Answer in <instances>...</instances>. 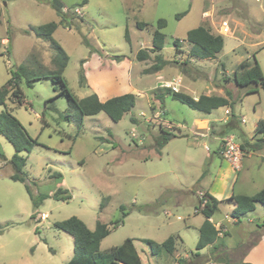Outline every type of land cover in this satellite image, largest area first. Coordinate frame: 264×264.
Segmentation results:
<instances>
[{
    "label": "rangeland",
    "instance_id": "rangeland-1",
    "mask_svg": "<svg viewBox=\"0 0 264 264\" xmlns=\"http://www.w3.org/2000/svg\"><path fill=\"white\" fill-rule=\"evenodd\" d=\"M81 2L63 0L67 20L53 35L69 56L64 71L69 88L79 98L96 94L100 100L130 93L136 96V104L118 123L100 113L86 116L78 124L79 114L70 108L66 97L58 96L60 85L41 79L29 87L28 79L58 69L50 42L38 38L33 30L58 23L60 18L50 0H0V89L13 74L21 73L19 87L25 104L19 107L8 100L6 108L39 144L20 154L26 159L23 171L34 196H51L34 207L26 183L11 179L16 171L9 161L16 151L0 135V147L7 158V162L0 159V264H66L73 257L74 241L55 223L73 216L91 230L98 220L111 224L122 219L102 241L101 251L132 238L143 264L241 262L249 243L225 252L205 249L200 251L203 257L193 256L198 242L195 228L205 219L196 210L198 193L208 189L230 195L237 177L236 194L264 189V143L256 153L247 155L243 171L223 178L221 172L228 163L215 153L218 142L194 135L196 120L207 115L167 93L172 91L170 84L179 83V92L192 97L225 96L226 90H231L234 104L229 106L230 112L239 128L251 135L258 120L264 119V90L259 87L258 92L244 95L232 78L243 62L253 67L257 61L264 75V0H89L80 7ZM160 19H165L167 26L161 30L166 36L165 47L157 53L152 50L153 35ZM139 23L147 26L140 29ZM202 25L224 36V48L215 59L189 54L191 44L185 41L186 35ZM176 39L180 40L179 49L174 46ZM140 50H146L149 59L138 61ZM157 55L168 63L154 71ZM6 108L0 105V113ZM225 109L212 117H229ZM221 131L222 127H211L210 132ZM163 133L177 137L161 147L158 140ZM229 134L235 135L240 145L245 143L240 133ZM258 138L264 139V134L254 137L244 156L248 147L255 150ZM55 173L62 174L61 181ZM59 188L69 192V201L52 198ZM230 213V205L225 204L214 219L227 225L225 217ZM257 225L264 226L261 205L243 216L240 226L227 225V235L221 229L220 240L238 243L240 230ZM171 235L179 237L177 253L153 256L144 242L162 243ZM178 255L182 258L177 259ZM186 255L190 257L184 258Z\"/></svg>",
    "mask_w": 264,
    "mask_h": 264
},
{
    "label": "trees",
    "instance_id": "trees-1",
    "mask_svg": "<svg viewBox=\"0 0 264 264\" xmlns=\"http://www.w3.org/2000/svg\"><path fill=\"white\" fill-rule=\"evenodd\" d=\"M88 2L89 0H82L78 6L82 7ZM50 5L60 18V22H50L35 28L33 31L38 38H42L50 42L55 51L53 61L58 66V69L49 73L40 74L37 78L28 79L27 85L29 87H33V82L41 79H50L54 84L60 85L61 89L58 96L66 97L70 108L79 114L77 121L78 124L82 123L84 117L94 116L100 113H105L113 122L118 123L123 119L125 114L134 108L136 104V96L129 93L112 97L106 101H101L96 94H92L85 98H79L71 91L68 81L64 76V71L69 62V56L53 38V35L59 25L63 24L67 20V16L63 11L64 3L63 0H50ZM185 14L186 13H183L181 16H184ZM145 26L147 25L144 23L138 24L140 29H143ZM166 26L167 21L165 19H160L158 21L157 29L153 35V52L160 53L164 49L166 36L161 30L165 29ZM126 38L127 41L130 40L128 30L126 32ZM185 41L191 44V52L189 53L191 56L207 60L215 59L217 55L222 52L225 45L224 36L212 33L209 28L203 25L188 31ZM174 46L177 49L180 48L179 39L174 41ZM149 57L150 56L146 50H140L136 55L138 61H145L149 59ZM115 58L118 61L122 60V56H115ZM156 61L157 63L152 68L154 71L163 69V66L168 63V61L164 60L161 55L156 56ZM23 69L24 67L21 66L20 71L22 73ZM147 71L149 72L150 70ZM80 78L81 83L84 84L85 76L81 74ZM21 81V73L17 72L12 75L7 84L0 89V105L6 108L8 100L13 101V103L19 107H22L25 104L24 95L19 87V83ZM232 81L238 89L244 90V95L258 92L259 87L264 90V75L257 61L253 67H249V65L245 62L239 64L233 73ZM167 94H170L173 100L186 105L194 111L204 114H210L216 109L229 107L234 104L232 101L233 93L231 90H226L225 97L203 94L197 99L183 92L170 91ZM163 134L164 135H162L158 140V145L161 147L165 146L170 140L177 137L175 134L171 133ZM261 134H264V119L258 120L254 136L257 137ZM0 135L4 136L9 142H11L16 151L12 160L9 161L16 171V173L11 176V179L26 183V189L33 201L34 207L38 208L45 199L51 196H34L31 188L32 184L28 181L27 173L23 171V168L26 165V159L20 155L23 151L29 152L34 145H39L37 140L29 137L20 121L12 115L7 108L5 111L0 113ZM260 143H264V139L259 138L256 141V144L254 145L255 150H257V148L258 150L261 148ZM249 145L250 143L248 142L241 144L242 150L246 151L247 146ZM0 159L7 162V158L1 150V147ZM54 177L59 181L63 178L60 173H55ZM205 195L207 203L203 207H201V204L199 203V206L197 207L198 212L205 217V221L199 229V239L196 245L195 254L196 257L200 256L199 252L209 245L219 243V245H215L214 253L220 251L219 248L221 246L224 249L226 247L225 241H220V230H217L213 222L210 220L218 210L219 205L224 202V200L220 201L207 192ZM52 198L55 200L69 201L71 199V195L68 191L59 188L57 192L52 195ZM226 201L232 202L235 206L232 216L236 219H241L246 214L253 212L256 209L257 204L264 206V189L254 195H232ZM102 206L103 204L101 203V207ZM122 223V219L111 224H106L98 220L96 222L95 229L91 230L76 216L56 222L55 227L69 234L74 241L73 257L66 264H143L136 249L135 240L132 238H127L121 245L111 247L106 252L101 251L102 241ZM144 242L148 245L153 256H160L163 253L173 254L175 252V236H170L163 243H157L150 239L144 240ZM226 264L232 263L227 262ZM236 264L251 263L241 261Z\"/></svg>",
    "mask_w": 264,
    "mask_h": 264
},
{
    "label": "crops",
    "instance_id": "crops-1",
    "mask_svg": "<svg viewBox=\"0 0 264 264\" xmlns=\"http://www.w3.org/2000/svg\"><path fill=\"white\" fill-rule=\"evenodd\" d=\"M60 22V21H59ZM58 22V23H59ZM60 26V25H59ZM180 85V83H179ZM179 85H178V92H179ZM237 88V87H236ZM165 95H167L165 93ZM206 95V94H204ZM200 95H194L193 97L194 98H198ZM226 96V95H225ZM224 96V97H225ZM164 97V96H163ZM162 99V98H160ZM108 100V99H107ZM101 101H106V100H101ZM156 107V105H154ZM222 108H226L225 109V114L229 117L227 118H224V119H217V118H213V114L217 111H219L220 109ZM157 109V107H156ZM158 110V109H157ZM201 113V112H199ZM158 112H155V115L157 116ZM203 115H207L205 117H202L200 119H197L196 120V127L194 129V135H196L197 137H210V138H213V140L217 141L218 142V146H217V150H216V155L218 157H220L225 163H227L220 155V144H221V141L223 139V136H228L230 135L229 133L231 132H238L241 134V137L245 140V142H248L250 143L251 147L252 145L254 144V132L251 134V135H247L242 129L239 128V125H238V121L235 120V118L232 116V113L230 112V109L229 107H221L219 109H216L214 110L212 113L210 114H204L202 113ZM244 119V118H243ZM242 122V121H241ZM243 123V122H242ZM211 127L213 128H217V127H222V131L219 132V133H211ZM207 129V130H204V129ZM196 131H199V132H196ZM202 131V132H200ZM235 136V135H233ZM261 135L257 136V137H260ZM259 139V138H258ZM251 147H248V153L245 154L244 158H243V162H242V168L241 170L239 171V173L241 171H243L245 169V164H244V161L247 157L248 154H254L256 153V150H254L253 148ZM245 152V151H244ZM230 172H234L231 168V166L228 164L227 168L225 169V171L221 172L222 173V176H224L223 178L225 179H228L229 176H230ZM234 173H238V172H234ZM204 176V174H203ZM239 180V177L235 178L233 180V186L235 184H237ZM232 186L231 188V194L230 195H225L223 196V194H219V193H211L210 190H199V191H203V192H207L209 194H211L212 196H214L216 199L222 201L224 200V202H222L219 207H218V210L215 212V214L221 209V207L225 204H229L230 207H231V213L230 214H226V223L228 226H231V225H235V226H240L241 224V219H236L235 217L232 216V213H233V210L235 208L234 204L230 201H226L228 200L232 195H237L235 192H234V187ZM228 189H226L224 192H226ZM262 190V189H260ZM259 190V191H260ZM258 191V192H259ZM238 194H243V195H254V194H248L246 192H243V193H238ZM258 205H261V204H257L256 205V209H257V206ZM262 206V205H261ZM264 207V206H263ZM256 209L253 211L255 212ZM197 210V209H196ZM253 212H250L248 214H251ZM197 213H200L198 212L197 210ZM215 214L213 215V217L210 219L213 224L215 225L216 229L217 230H220V233H219V236L221 237L222 236V233H221V229H224V232L225 234H228L229 233V230H228V227L227 225H225L224 223L220 222V221H216L214 219V216ZM248 214H246L245 216H247ZM205 221V219H204ZM203 221V222H204ZM203 222L201 223V225L197 228H195L196 230V233L198 234V239H199V229L200 227L202 226ZM239 235H240V239H239V242L238 243H229L228 240H224L225 243H226V247L225 249L221 246L219 248L220 251L218 252H225V251H230L232 247L236 246L237 244H242V245H246L247 243H249L248 247L244 250V253L242 254V261L245 262V263H251V264H264V226L263 227H260L259 225H257L256 227L252 228V229H249L247 231H242L240 230L239 232ZM172 236V235H171ZM176 237V248H175V252L177 253L178 251V248H177V239L179 238L177 235L175 236ZM135 240V239H134ZM221 241V240H220ZM183 242V240H182ZM158 243V242H157ZM163 243V242H162ZM102 244V243H101ZM197 245V243H196ZM215 245H219V243H215L213 245H209L207 246L206 248H204L203 250L205 249H211L214 250L215 249ZM136 246V245H135ZM137 249V247H136ZM138 251V250H137ZM202 251V250H201ZM174 252V253H175ZM139 253V252H138ZM193 256H195L196 252L195 253H192ZM200 256L196 257V258H201L203 257V254H201L199 252ZM140 255V254H139ZM205 255V254H204ZM161 256V255H160ZM141 257V256H140ZM190 256L186 255L184 258H189ZM182 258L181 255H178L177 256V259H180ZM142 259V258H141ZM211 258H208V261L207 262H210ZM143 262V261H142ZM193 262V261H191Z\"/></svg>",
    "mask_w": 264,
    "mask_h": 264
},
{
    "label": "built area",
    "instance_id": "built-area-1",
    "mask_svg": "<svg viewBox=\"0 0 264 264\" xmlns=\"http://www.w3.org/2000/svg\"><path fill=\"white\" fill-rule=\"evenodd\" d=\"M169 88L174 92H178L177 84H170ZM245 123V119L242 120ZM221 148V155L223 159L231 166L234 172H239L242 168V161L244 158V152L241 145L236 141L233 135H229L223 139ZM201 207L207 203L205 192L200 191L198 193Z\"/></svg>",
    "mask_w": 264,
    "mask_h": 264
},
{
    "label": "water",
    "instance_id": "water-1",
    "mask_svg": "<svg viewBox=\"0 0 264 264\" xmlns=\"http://www.w3.org/2000/svg\"><path fill=\"white\" fill-rule=\"evenodd\" d=\"M223 261H224V260H223ZM223 261H222V262H223Z\"/></svg>",
    "mask_w": 264,
    "mask_h": 264
}]
</instances>
